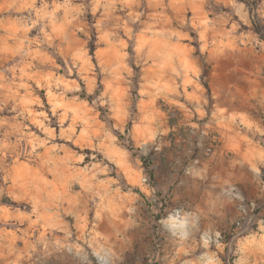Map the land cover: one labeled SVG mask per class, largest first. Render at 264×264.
<instances>
[{"label":"rangeland","instance_id":"374dc122","mask_svg":"<svg viewBox=\"0 0 264 264\" xmlns=\"http://www.w3.org/2000/svg\"><path fill=\"white\" fill-rule=\"evenodd\" d=\"M0 264H264V0H0Z\"/></svg>","mask_w":264,"mask_h":264},{"label":"trees","instance_id":"16d2710c","mask_svg":"<svg viewBox=\"0 0 264 264\" xmlns=\"http://www.w3.org/2000/svg\"><path fill=\"white\" fill-rule=\"evenodd\" d=\"M243 1H246V0H243ZM91 52H92V54H94V52H95V44L94 43H92V45H91ZM82 96L83 97H88V99H91L92 98V95H87L86 92H84V94Z\"/></svg>","mask_w":264,"mask_h":264}]
</instances>
